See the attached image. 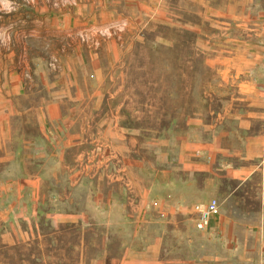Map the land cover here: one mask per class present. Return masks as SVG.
Here are the masks:
<instances>
[{"label":"crops","instance_id":"1","mask_svg":"<svg viewBox=\"0 0 264 264\" xmlns=\"http://www.w3.org/2000/svg\"><path fill=\"white\" fill-rule=\"evenodd\" d=\"M153 12L151 38L76 42L61 70L33 75L41 86L9 90L0 239L40 240L59 264H259L264 0H159ZM95 143L106 147L82 169ZM213 197L220 211L199 230L193 205ZM195 234L208 246L195 251Z\"/></svg>","mask_w":264,"mask_h":264},{"label":"rangeland","instance_id":"2","mask_svg":"<svg viewBox=\"0 0 264 264\" xmlns=\"http://www.w3.org/2000/svg\"><path fill=\"white\" fill-rule=\"evenodd\" d=\"M157 4L159 0H0V105L9 104L15 98L9 95L10 89L41 86L42 81L34 78V74L61 70V63L67 59L66 46L72 47L79 41L96 44L104 39L122 41L139 33L146 34V39L151 38ZM91 15H96L97 22ZM80 17L84 18L82 23ZM129 28L136 30L130 32ZM183 36L185 39L187 35ZM105 147L99 143L92 145L80 167L84 169L86 164L96 162L98 159L91 155L101 153ZM246 194L247 205L252 210H261L258 201L262 196L256 197L253 192ZM254 224L253 229L249 228L259 234L264 232V219ZM241 227L238 231L251 230ZM0 228L5 231L7 225L2 224ZM52 228L56 231L57 225ZM194 236L195 251L208 246L205 236ZM41 244L40 240L0 239V264H59L56 254L53 258L41 255ZM258 246L263 249L264 241L259 240ZM37 252L38 255H33ZM258 263L264 264V254L258 256Z\"/></svg>","mask_w":264,"mask_h":264},{"label":"built area","instance_id":"3","mask_svg":"<svg viewBox=\"0 0 264 264\" xmlns=\"http://www.w3.org/2000/svg\"><path fill=\"white\" fill-rule=\"evenodd\" d=\"M153 206L159 207V201L154 200L152 202ZM157 213L160 217H166L167 213L161 208H157ZM193 209L196 212L195 225L199 230L206 229L210 223V218L212 215L218 214L220 211L219 200L215 197L211 198L207 202H199L193 205Z\"/></svg>","mask_w":264,"mask_h":264}]
</instances>
